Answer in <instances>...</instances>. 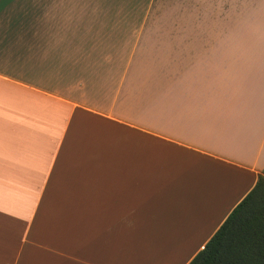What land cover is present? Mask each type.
<instances>
[{
    "label": "crops",
    "instance_id": "crops-1",
    "mask_svg": "<svg viewBox=\"0 0 264 264\" xmlns=\"http://www.w3.org/2000/svg\"><path fill=\"white\" fill-rule=\"evenodd\" d=\"M264 169V0L0 3V264H188Z\"/></svg>",
    "mask_w": 264,
    "mask_h": 264
},
{
    "label": "trees",
    "instance_id": "trees-1",
    "mask_svg": "<svg viewBox=\"0 0 264 264\" xmlns=\"http://www.w3.org/2000/svg\"><path fill=\"white\" fill-rule=\"evenodd\" d=\"M188 264H264V169Z\"/></svg>",
    "mask_w": 264,
    "mask_h": 264
},
{
    "label": "snow or ice",
    "instance_id": "snow-or-ice-1",
    "mask_svg": "<svg viewBox=\"0 0 264 264\" xmlns=\"http://www.w3.org/2000/svg\"><path fill=\"white\" fill-rule=\"evenodd\" d=\"M3 2V0H0V3H2Z\"/></svg>",
    "mask_w": 264,
    "mask_h": 264
}]
</instances>
